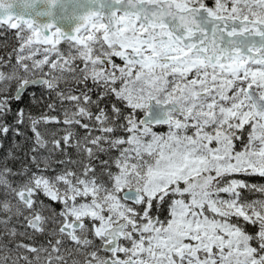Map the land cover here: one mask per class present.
<instances>
[{
    "label": "snow or ice",
    "instance_id": "6c2138e0",
    "mask_svg": "<svg viewBox=\"0 0 264 264\" xmlns=\"http://www.w3.org/2000/svg\"><path fill=\"white\" fill-rule=\"evenodd\" d=\"M9 30L0 264H264V0H0Z\"/></svg>",
    "mask_w": 264,
    "mask_h": 264
},
{
    "label": "trees",
    "instance_id": "16d2710c",
    "mask_svg": "<svg viewBox=\"0 0 264 264\" xmlns=\"http://www.w3.org/2000/svg\"><path fill=\"white\" fill-rule=\"evenodd\" d=\"M209 2L211 3V0H209ZM14 31L15 30H9L6 35L3 34L2 32H0V50H2L6 44H7L8 48L10 49L11 46L15 43ZM37 99H39L38 94H37ZM9 147H11V144L6 143L5 144V150H7ZM27 148H28V145H25L23 139H21L20 140V147L18 149V155L22 157L24 152L27 151ZM259 182H264V180H261Z\"/></svg>",
    "mask_w": 264,
    "mask_h": 264
}]
</instances>
